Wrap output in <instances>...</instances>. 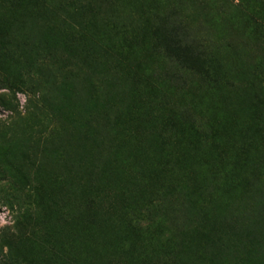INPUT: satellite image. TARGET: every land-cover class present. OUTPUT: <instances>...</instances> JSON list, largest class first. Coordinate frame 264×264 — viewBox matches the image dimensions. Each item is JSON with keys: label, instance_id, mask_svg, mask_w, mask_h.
Segmentation results:
<instances>
[{"label": "rangeland", "instance_id": "374dc122", "mask_svg": "<svg viewBox=\"0 0 264 264\" xmlns=\"http://www.w3.org/2000/svg\"><path fill=\"white\" fill-rule=\"evenodd\" d=\"M0 264H264V0H0Z\"/></svg>", "mask_w": 264, "mask_h": 264}]
</instances>
